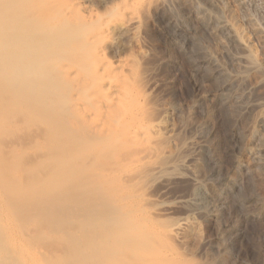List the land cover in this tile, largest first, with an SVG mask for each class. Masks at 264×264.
Listing matches in <instances>:
<instances>
[{
  "label": "bare ground",
  "instance_id": "6f19581e",
  "mask_svg": "<svg viewBox=\"0 0 264 264\" xmlns=\"http://www.w3.org/2000/svg\"><path fill=\"white\" fill-rule=\"evenodd\" d=\"M217 32L234 75L207 49L198 66L220 82L212 108L231 115L238 141L259 106L249 97L264 94V31L254 29L259 55L216 0H0V264H193L197 218L217 231L240 183L184 199L180 219H163L168 206L147 198L157 186H202L220 162L201 144L205 173L184 165L183 124L164 100L170 90L157 93L144 48L185 36L174 49L186 56L201 33ZM257 122L251 134L264 137V115ZM251 172L262 195L252 211L237 202L241 224L264 218V160Z\"/></svg>",
  "mask_w": 264,
  "mask_h": 264
},
{
  "label": "rangeland",
  "instance_id": "374dc122",
  "mask_svg": "<svg viewBox=\"0 0 264 264\" xmlns=\"http://www.w3.org/2000/svg\"><path fill=\"white\" fill-rule=\"evenodd\" d=\"M216 1L221 8L230 12L234 24L245 40L260 55L261 50L255 38L254 29L264 31V0ZM184 39L185 36L170 38L165 43L155 40L144 48L155 57V62L149 66V69L153 71L152 82L157 85V93L160 98H162L163 92L172 90L169 91L168 98L166 97L164 100L171 110H176L175 114L178 115H174V119L176 123L178 120L177 125L182 126L183 124L181 138L186 147L183 150L185 151L183 153L184 165L199 174L205 173L197 149L201 144H207L215 149L220 163L214 166V177L209 179L203 177L204 182L202 186L200 185L201 187L188 182H176L167 187L157 186L152 193L148 194L147 198L163 202L168 206L170 210L165 213L166 216H163V219H180L189 215L188 210L182 204L184 199L200 195L203 190H207L209 193H220L224 189L227 179H234L240 183V190L234 197L227 199L229 201L225 221L227 224L218 220L217 231H215L208 226L203 218H197L199 230L195 239L192 238L193 241H190L191 251L186 253H189L188 257L193 264H264V218L258 216L254 222L241 224L245 210L240 211L237 207L238 201H244L248 208L247 211H252L258 206V199L262 195V182L252 172L255 170L256 164L264 160V137L253 136L251 131L258 132L261 129L262 125L257 121L264 115V94L263 99L257 98L255 94L253 97H249L250 104L253 102L259 106L254 107V104H251L250 113L244 114L246 117L243 115V121L240 123V138L238 141L233 140L231 115L226 113L222 107L212 108L213 94L218 89L220 82L212 78L209 69L208 71L200 65L198 66L202 57V49H207L218 58L225 68L227 67L229 73L234 75L232 64L224 54V46L228 44L227 38L218 32L213 38L201 33L197 38L198 41L196 40L190 46L186 56L179 54L174 49L175 43L182 42ZM139 47L140 44L134 43L132 50L137 52ZM233 67L236 71L237 67ZM218 123L221 124V127ZM193 125H202L205 126V129L197 130L192 128ZM217 128H221L219 134L223 136L222 138H220L221 135L215 137ZM219 141L220 144H223H221L222 151L228 155H223L219 146L217 149ZM236 164L242 167L235 170ZM250 172L252 175L248 174ZM230 233L235 240V246H233L235 252L225 248Z\"/></svg>",
  "mask_w": 264,
  "mask_h": 264
}]
</instances>
